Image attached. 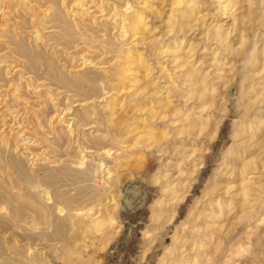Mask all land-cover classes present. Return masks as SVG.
I'll list each match as a JSON object with an SVG mask.
<instances>
[{"label": "rangeland", "instance_id": "374dc122", "mask_svg": "<svg viewBox=\"0 0 264 264\" xmlns=\"http://www.w3.org/2000/svg\"><path fill=\"white\" fill-rule=\"evenodd\" d=\"M0 264H264V0H0Z\"/></svg>", "mask_w": 264, "mask_h": 264}]
</instances>
